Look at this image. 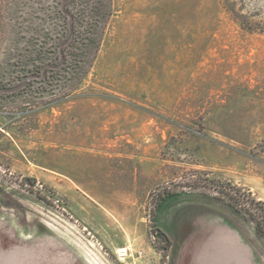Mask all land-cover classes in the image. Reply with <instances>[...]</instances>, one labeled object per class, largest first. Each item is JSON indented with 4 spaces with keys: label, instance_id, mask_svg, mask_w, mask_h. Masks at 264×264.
<instances>
[{
    "label": "rangeland",
    "instance_id": "obj_1",
    "mask_svg": "<svg viewBox=\"0 0 264 264\" xmlns=\"http://www.w3.org/2000/svg\"><path fill=\"white\" fill-rule=\"evenodd\" d=\"M241 205L264 229V0H0V264H205L219 229L264 264Z\"/></svg>",
    "mask_w": 264,
    "mask_h": 264
},
{
    "label": "crops",
    "instance_id": "obj_2",
    "mask_svg": "<svg viewBox=\"0 0 264 264\" xmlns=\"http://www.w3.org/2000/svg\"><path fill=\"white\" fill-rule=\"evenodd\" d=\"M213 216L225 222V218L220 217L218 214H213ZM208 248L205 264H238V246L225 230H218V235L209 244Z\"/></svg>",
    "mask_w": 264,
    "mask_h": 264
},
{
    "label": "trees",
    "instance_id": "obj_3",
    "mask_svg": "<svg viewBox=\"0 0 264 264\" xmlns=\"http://www.w3.org/2000/svg\"><path fill=\"white\" fill-rule=\"evenodd\" d=\"M67 45L69 44L67 43ZM230 199L234 200V203L239 205V202L235 201L234 197H231ZM236 208H238L237 205H236ZM240 209H242L245 212L246 217L255 224L257 231L260 233V235H262V237H264V229H263L262 224L260 223L259 217L253 211H251V209H248L247 207H245V205H241ZM159 232L161 236L167 242V245L170 246L171 239L169 238V236L161 229H159Z\"/></svg>",
    "mask_w": 264,
    "mask_h": 264
},
{
    "label": "bare ground",
    "instance_id": "obj_4",
    "mask_svg": "<svg viewBox=\"0 0 264 264\" xmlns=\"http://www.w3.org/2000/svg\"><path fill=\"white\" fill-rule=\"evenodd\" d=\"M73 234V233H72ZM81 241V240H80ZM83 243V242H82ZM90 244V243H89ZM86 245V244H85ZM119 251L123 252L121 255H125L126 249H120ZM243 264V263H242Z\"/></svg>",
    "mask_w": 264,
    "mask_h": 264
},
{
    "label": "built area",
    "instance_id": "obj_5",
    "mask_svg": "<svg viewBox=\"0 0 264 264\" xmlns=\"http://www.w3.org/2000/svg\"><path fill=\"white\" fill-rule=\"evenodd\" d=\"M60 200L58 199V202H59Z\"/></svg>",
    "mask_w": 264,
    "mask_h": 264
}]
</instances>
